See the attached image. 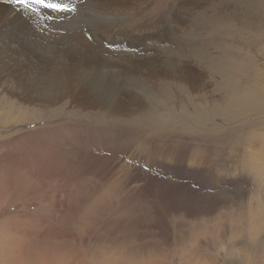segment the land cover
Returning a JSON list of instances; mask_svg holds the SVG:
<instances>
[{"label": "rangeland", "instance_id": "374dc122", "mask_svg": "<svg viewBox=\"0 0 264 264\" xmlns=\"http://www.w3.org/2000/svg\"><path fill=\"white\" fill-rule=\"evenodd\" d=\"M81 1L0 33V264H264V0Z\"/></svg>", "mask_w": 264, "mask_h": 264}, {"label": "bare ground", "instance_id": "6f19581e", "mask_svg": "<svg viewBox=\"0 0 264 264\" xmlns=\"http://www.w3.org/2000/svg\"><path fill=\"white\" fill-rule=\"evenodd\" d=\"M85 1V0H84ZM103 1V0H102ZM108 1V0H107ZM56 2V1H55ZM81 0H71L70 2H65L66 3V5H74V6H76V5H80L81 4ZM94 2V1H93ZM2 3V4H1ZM107 4V3H106ZM14 5H11V4H8L7 2H6V0H0V20L1 19H4V22L3 23H1L0 22V33H2L4 36L2 37V39H3V43L1 42V40H0V42L2 43V44H4V54H5V56H7V60L8 61H10L8 64L10 65V66H13V68H14V70L15 71H17V72H19V78L21 79V77L23 76V75H25L24 73H25V70L27 69L28 71H30V72H32V73H36V72H38L39 73V71H40V68L41 67H45L46 66V64L45 63H41L38 59H34V61L32 62V60L31 61H24L23 59H22V57H21V55H22V39L24 38V37H27V36H29V37H31V35H34V32H30L29 33V35H26L25 36V33H22V34H19V35H16V33L17 32H14V27H16V25H15V21H17L18 20V17L20 16V11H14L15 10V8L13 7ZM81 7V6H80ZM20 10H22V9H20ZM24 10V9H23ZM22 10V11H23ZM11 11H13L12 13V15H10L9 16V14H10V12ZM5 24H7V27L5 26ZM15 31H16V29H15ZM24 34V35H23ZM27 34V33H26ZM36 34V33H35ZM16 35V36H15ZM15 36V37H14ZM37 37V36H36ZM48 41V40H47ZM196 42V41H195ZM202 44V43H201ZM200 44V45H201ZM196 45V44H195ZM2 52V51H1ZM62 52V51H61ZM59 55H60V53L58 54V55H56V56H54L53 58H51V59H55L56 61H54V62H49V64L51 65V68H52V71L54 72V74L55 75H61V76H67V77H69V76H71L69 73H71V74H74V67H73V65H75L77 62L74 60V58L68 53V51H64V53L62 54V56L60 57V59H58V57H59ZM1 59V58H0ZM58 59V60H57ZM5 60V59H4ZM36 60V61H35ZM50 61H53V60H50ZM25 62L27 63L26 65H25ZM80 64V63H79ZM15 66V67H14ZM78 66H80V65H78ZM42 68V69H43ZM58 68H59V70H58ZM79 68V67H78ZM12 69V68H11ZM10 69V70H11ZM76 69V68H75ZM80 69V68H79ZM24 71V72H23ZM22 72H23V74H22ZM27 72V71H26ZM8 73V72H7ZM76 73H77V71H76ZM75 73V74H76ZM80 73H81V71H80ZM53 74V75H54ZM74 74V75H75ZM9 75V74H8ZM14 75V74H13ZM20 75H22V76H20ZM39 75V74H38ZM41 75V74H40ZM73 75V76H74ZM63 76V77H64ZM73 76H71V77H73ZM77 76H78V74H77ZM55 77V76H54ZM76 78V77H75ZM78 78H79V76H78ZM67 79V78H66ZM23 80V79H22ZM63 80H64V78H63ZM68 80V79H67ZM69 81H72V78H71V80H69ZM73 81H76V79L75 80H73ZM78 81V80H77ZM18 82V81H17ZM63 82H65V81H63ZM62 82V83H63ZM252 82V81H251ZM21 84V83H20ZM70 84V83H69ZM64 85V84H63ZM65 86H67V83L65 84ZM70 86V85H69ZM18 87V86H17ZM69 88V87H68ZM70 88H71V86H70ZM252 88V87H251ZM68 91V90H67ZM250 91V90H249ZM251 94V93H250ZM249 95V94H248ZM253 95H254V93H253ZM250 97V96H249ZM248 99V98H247ZM244 101V100H243ZM250 101V100H249ZM245 102V101H244ZM241 108H243V106H241ZM207 111V110H206ZM216 112V111H215ZM211 113V112H210ZM198 114V113H197ZM201 114V113H200ZM199 114V115H200ZM232 114V113H231ZM234 114V113H233ZM198 115V116H199ZM202 115V114H201ZM223 115V114H222ZM230 115V114H229ZM210 116V115H209ZM208 116V117H209ZM200 117V116H199ZM232 117V116H231ZM211 118H212V116H211ZM193 119H197V118H193ZM196 121V120H195ZM199 121H200V119H199ZM202 122V121H201ZM194 123V122H193ZM196 123V122H195ZM199 123V122H198ZM252 239H254L250 244H251V248L253 249V253H254V251L256 250V248H255V244L256 243H254V241H255V238H252Z\"/></svg>", "mask_w": 264, "mask_h": 264}, {"label": "snow or ice", "instance_id": "6c2138e0", "mask_svg": "<svg viewBox=\"0 0 264 264\" xmlns=\"http://www.w3.org/2000/svg\"><path fill=\"white\" fill-rule=\"evenodd\" d=\"M8 4L19 6L29 11H37L40 8L51 9L53 12L70 11L68 5L57 3L55 0H6Z\"/></svg>", "mask_w": 264, "mask_h": 264}]
</instances>
